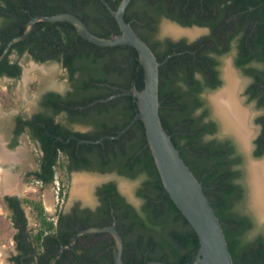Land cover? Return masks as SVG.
<instances>
[{"label": "trees", "instance_id": "16d2710c", "mask_svg": "<svg viewBox=\"0 0 264 264\" xmlns=\"http://www.w3.org/2000/svg\"><path fill=\"white\" fill-rule=\"evenodd\" d=\"M107 1L117 9L122 0ZM64 12L79 16L99 36L121 33L102 0H0V57L8 43L24 33L33 16ZM125 18L158 60L171 55L160 66L162 122L202 182L222 223L234 264H264V226L243 211L247 195L244 155L231 137L218 136L219 124L211 118L212 111L203 96L205 91L222 86V57L235 51V66L251 78L246 95L256 101L257 109H264V0H131ZM163 19L208 31L192 42H162L157 35ZM12 54L16 59L10 58ZM24 55L37 63H60L70 87L65 94L46 91L37 112L15 118L14 142L27 133L43 152L38 169L31 174L48 184L54 181L60 165L116 172L130 179L142 177V181L136 189L140 206L129 202L110 181L98 188L101 204L96 211H60L56 222L50 219L42 201L8 197L14 209L12 219L18 230L14 238L19 250L35 251L40 264H53L62 245L71 243L78 224L80 228L108 226L116 218L125 244V264L152 260L194 264L199 237L164 188L144 122L137 120L119 138L105 137L117 134L139 112L136 98L127 94L134 87H145V68L137 49L130 45L101 46L83 37L70 22L41 20L0 61V77L19 78L23 70L19 58ZM256 122L261 131L254 141V155L262 157L264 113ZM77 124L89 130H75ZM25 203L35 212L39 223L36 232L27 230ZM103 239L96 248L81 243V253L66 248L57 264H115V240L112 238L111 251L107 249L109 237ZM21 256L14 257L15 264H35L34 255L26 256L25 263Z\"/></svg>", "mask_w": 264, "mask_h": 264}, {"label": "water", "instance_id": "95a60500", "mask_svg": "<svg viewBox=\"0 0 264 264\" xmlns=\"http://www.w3.org/2000/svg\"><path fill=\"white\" fill-rule=\"evenodd\" d=\"M108 6L113 16L116 18L121 33L112 35L111 37H102L93 33L87 24L76 14L70 12H64L56 15H37L33 16L30 20L26 30L19 36L14 37L7 45L4 53L0 57V61L3 60L10 52L14 43L19 40L27 38L32 32L34 25L41 20L49 21H67L76 26L79 33L88 39L89 41L101 45V46H116V45H130L137 49L140 55V60L145 68V87L142 90L134 87L127 94H131L136 98L139 112L134 118L117 134L106 135L109 138H119L128 129H130L137 120H142L146 128V135L148 145L151 148L152 155L155 160V164L160 173L164 188L169 193L171 199L174 201L176 206L187 218L189 223L195 229L199 241L200 249L194 264H234V260L229 249L228 241L222 227V223L214 210L211 201L208 199L202 182L190 169L181 155L180 150L174 144L171 135L167 132L162 122L160 114V66L169 59L171 55H168L163 61L158 60L156 54L150 45L139 35L134 29L132 24L125 18V13L131 0H122L117 9H114L107 0H102ZM171 23L182 30H194L196 33H200L203 30L208 31L207 28L198 26L185 27L172 22L170 20L165 21ZM173 23V24H172ZM37 63V62H35ZM226 70L233 72L237 78L241 81L240 88L242 87V78L239 76L237 70L234 68L231 59L226 61L224 67H222V80L224 81L223 87L218 90L211 91L207 98L210 106L212 107L213 117L220 123L222 136H231L234 141L238 144V147L243 152L246 160L247 170V188L250 198V208L253 211L254 217L259 223H264V216L260 215L255 205V185H254V174L250 169L251 162H264L262 159L253 158L251 152L252 139L257 133L256 127L252 119L253 113L250 111V123L254 128L253 133L247 139V147L244 146L243 141L239 135L232 130L227 120L221 114L217 104L211 100V96L218 94L223 91L228 84ZM26 74V71H25ZM239 91H237V97H239ZM121 94H125L121 93ZM242 103V102H241ZM250 110V109H249ZM102 137L95 142L103 140ZM84 141V140H83ZM87 142H94L91 140H85ZM84 175V174H80ZM94 176L93 173L89 174ZM88 176V175H87ZM124 183L122 178H119V189L121 193L125 194L129 201L133 198L131 185L129 183L127 188L122 185ZM94 187V182L88 184L87 189ZM91 190H88V194ZM82 194L71 192V197L75 198ZM110 233L115 239V250H114V261L115 264H125L123 259L125 244L121 232L118 230L116 223L108 226H93L87 229L80 230L73 237V242L62 246L60 253L54 259L56 264L57 258L62 255L66 248H75L78 238L81 235H88L94 233ZM37 264H39L37 260ZM145 264H172L170 262L162 260H152Z\"/></svg>", "mask_w": 264, "mask_h": 264}, {"label": "rangeland", "instance_id": "374dc122", "mask_svg": "<svg viewBox=\"0 0 264 264\" xmlns=\"http://www.w3.org/2000/svg\"><path fill=\"white\" fill-rule=\"evenodd\" d=\"M205 33H207V31L203 30L198 34V36H196V38ZM234 54L235 51L222 57V67H224L228 59H231L234 68L242 78V87L239 92V97L243 106L249 108L251 113L254 114L252 115V119L255 124L254 127H256V131L258 132L259 128L256 125L257 122L255 120L259 113H264V109H257L256 101H250L246 95V89L251 82V78L244 76L242 70L235 66ZM10 58L13 60L16 59L15 54H12ZM19 62L23 69L19 78H9L7 76L0 77V143H2V147L0 148V171L2 170L0 174V187L4 185L5 188H0V264H11L10 257L15 247L14 236L17 233V229L12 221V211L3 201L5 195H16L19 192L18 194L20 198L24 200L29 199L42 201L50 219L55 222L58 219L57 214L60 211L67 212L69 206L79 199V196L72 198L71 192L73 190L74 178L80 174L76 173L75 177L71 180L64 171V168H61L59 165L57 167L54 181L48 184H42L33 175H31V171L37 169L38 167V160L40 156V149L38 145L31 140L27 133L20 136L16 142H14L16 116L21 114L32 115V113L38 108V102L40 101L42 95L48 90H56L65 94L67 88L69 87L66 70L60 63L57 62L35 63V61L28 55H24L19 58ZM223 84L221 87H223ZM210 92L211 91L206 92V100L208 104L209 101L207 96ZM75 128L80 131L87 130V128L83 125H75ZM256 135L257 133L254 137ZM251 149L253 158L264 160V156L255 157L253 147ZM7 156H9V158ZM6 158L9 160H6ZM62 159L63 157L61 160ZM243 168L245 169L243 182L245 186H247L246 162L244 163ZM2 174H6L5 176H12V182L5 185L3 183L4 181H2ZM81 174L88 175L90 178H93L94 181L92 182H94V185L101 180V176H99L101 174L98 173H93L94 176H90V173ZM121 178L123 179L124 184L129 183L131 185L133 191V198L131 201H134L135 204H140L141 200L136 196V188L140 185L142 177L133 180L125 176H121ZM11 186L12 188H9ZM86 186L88 187V185ZM94 188L95 186L93 189L89 188V190H91V195ZM14 190H17L18 192ZM93 200L95 201L94 196ZM249 200L250 198L247 188L243 211L254 217L253 211L250 208ZM23 207L30 226L29 229L36 232L39 223L36 219L34 210L28 203L23 204ZM257 223L260 227L264 226V223H259L258 221Z\"/></svg>", "mask_w": 264, "mask_h": 264}, {"label": "flooded vegetation", "instance_id": "af4514ba", "mask_svg": "<svg viewBox=\"0 0 264 264\" xmlns=\"http://www.w3.org/2000/svg\"><path fill=\"white\" fill-rule=\"evenodd\" d=\"M167 20H169V19H163L162 21H161V23H160V27H159V31H158V35H157V38H158V40L159 41H165L166 39H171V40H174V41H178V40H181V39H186L188 42H192V41H194L195 39H197L196 38V36H198V34L196 33V36H194V37H191V36H193V35H195V33L193 34V35H189V34H186V33H172V32H170V31H168V29H167V27H166V25H171V23H165V21H167ZM170 21H172V20H170ZM172 22H175V21H172ZM175 23H177V24H179L178 22H175ZM173 24V23H172ZM181 25V24H180ZM181 26H183V25H181ZM166 27V28H165ZM186 27V26H185ZM167 29V30H166ZM167 32H166V31ZM195 38V39H194ZM221 78H222V66H221ZM3 77V76H2ZM68 85H69V82H68ZM70 87H68L67 88V90L69 89ZM56 91V90H55ZM209 91H214V90H209ZM203 96H204V98H205V100H206V91L203 93ZM207 101V100H206ZM207 104H208V102H207ZM40 104H39V102H38V108L36 109V111H34L33 113H32V115L35 113V112H37L39 109H40V106H39ZM208 106L210 107V109H211V111H212V107L208 104ZM263 112H261V113H259V115L258 116H260L261 114H262ZM32 115H27L28 117H31ZM212 116H211V118H213V119H215L217 122H218V120L216 119V118H214L213 117V112H212V114H211ZM62 116H64V114L62 115ZM257 116V117H258ZM61 117V116H60ZM63 117H61V119H62ZM256 121V120H255ZM218 124H219V133H218V136L219 137H225V136H222V134H221V128H220V123L218 122ZM15 125H16V121H15ZM78 126H79V124H77ZM255 125V124H254ZM256 125L258 126V132H257V135L254 137V139L252 140V147H253V152H254V150H255V144H254V141H255V139L257 138V136L259 135V133H260V131H261V126H260V124H258V123H256ZM84 127H86L87 128V130H85V131H83V132H86V131H88L89 130V127L88 126H85V125H83ZM15 129V128H14ZM75 130H77L76 128H75ZM23 134H25V133H23ZM23 134H21V136L23 135ZM14 137H15V135H14ZM228 137H231V136H228ZM232 138V137H231ZM233 139V138H232ZM234 140V139H233ZM235 142V141H234ZM236 143V142H235ZM236 146H237V148H238V151L240 152V153H242L243 154V152L240 150V148L238 147V144L236 143ZM39 147V146H38ZM43 155V152H42V150H40V156H42ZM244 155V154H243ZM40 156H39V158H40ZM244 158H245V156H244ZM245 161V160H244ZM246 162V161H245ZM244 162V163H245ZM68 163V162H67ZM38 166H39V160H38ZM62 168V167H61ZM61 168H59V169H61ZM37 169H38V167H37ZM37 169H35V170H33V171H31V173L32 172H34V171H36ZM64 171L67 173V175H68V177L72 180L74 177H75V174L77 173V174H81V173H98V174H101V175H99V176H101V180H99L97 183H96V185H94L95 186V188H94V191L92 190V195H91V193H89V196H88V198L85 196V197H83L84 195H81V196H79V199L78 200H76L72 205H70L69 206V208H68V210H67V212H64V213H66V214H69V213H72V212H74L76 209H78V210H82V211H86V210H91V211H96L97 210V208H98V206L101 204V202H100V199H99V196H98V194H97V191H98V188L100 187V186H102L103 184H105V183H107V182H110V181H113L115 184H116V186H117V188H118V190H119V192L121 193V191H120V189H119V178H121V176L122 175H119L118 173H116V172H110V173H101V172H98V171H89V170H85V169H82V170H74V169H70L68 166H65L64 167ZM31 175H33V174H31ZM34 176V175H33ZM98 176V177H99ZM7 177V179H8V182H12V176H9L8 177V175L6 176ZM35 177V176H34ZM124 177V176H123ZM133 180V179H132ZM9 188H12V186L11 187H9ZM18 189V188H17ZM137 189V188H136ZM131 190H132V188H131ZM14 191H16V192H18L17 190H14ZM8 192H10V191H8ZM93 192H94V194H93ZM19 193V192H18ZM16 194V195H5V197L3 198V201L6 203V205H7V207L12 211V217H13V212H14V209L11 207V204H10V202H9V200H8V197H17V198H19L21 201H23V199L22 198H20V196H19V194ZM128 201H129V199L127 198V196L125 195V194H123V193H121ZM132 195H133V191H132ZM93 196H94V199H95V201L93 200ZM137 196V195H136ZM90 198V199H89ZM85 199V200H84ZM87 199V200H86ZM84 200V201H83ZM94 201V202H93ZM129 202H131L132 204H134L135 206H140V204H135L134 203V201L132 202V201H129ZM68 207V206H67ZM25 217H26V219H27V216H26V214H25ZM12 221H13V219H12ZM116 223L117 222V220H116V218H114V220H113V223ZM14 223V222H13ZM116 226H117V224H116ZM81 226L78 224L77 226H76V228L78 229L74 234H73V236H72V238H71V243L73 242V237L76 235V233H78L80 230H83V229H87V228H89V227H84V228H80ZM90 227H93V226H90ZM30 228V226H29V223H28V219H27V230H31V229H29ZM18 231V230H17ZM102 233H105V232H102ZM94 234H96V233H94ZM88 235H93V234H88ZM83 236L84 235H81L79 238H78V241H77V243H76V246H75V248H72L73 250H75V251H77L78 253H81L82 252V249L80 248V245H81V243H83L84 244V246L86 247V248H89V247H91V248H96V244H99L102 240H104L103 239V237H109V239H108V241H109V245L107 246V249L108 250H111V248H112V242L111 241H113V239H114V237L110 234V233H106L104 236H98V237H95V238H91V237H88V238H83ZM15 237V236H14ZM113 238V239H112ZM115 240V239H114ZM14 251H12V254H11V257H10V260H11V264H15V260H14V257H16V256H18V255H20V254H22V256H21V259H22V263H25V261H24V258L26 257V256H33L34 257V260H35V264H37V260H38V262H39V264H40V255L37 253V252H35V251H26L25 253H22L21 252V250H19V247H18V245H17V242H16V240H15V238H14ZM63 246V245H62ZM62 248V247H61ZM66 250V249H65ZM65 250H64V252H65ZM24 251V250H23ZM60 251L61 250H59V252L56 254V256L52 259V263L54 264V259L57 257V255L60 253ZM112 251V250H111ZM64 252L62 253V255L64 254ZM44 253H45V251H44ZM62 255H60L59 257H62ZM58 257V258H59ZM70 257L71 258H73L74 257V254L71 252L70 253ZM58 258H57V260H58ZM56 264H57V261H56Z\"/></svg>", "mask_w": 264, "mask_h": 264}, {"label": "bare ground", "instance_id": "6f19581e", "mask_svg": "<svg viewBox=\"0 0 264 264\" xmlns=\"http://www.w3.org/2000/svg\"><path fill=\"white\" fill-rule=\"evenodd\" d=\"M166 27L168 31L175 33V34L176 33L177 34L186 33L189 35H193L195 33L194 30L186 31V30L179 29L172 25H166ZM226 73H227L226 75L228 79L227 87L223 91L219 92L218 94L212 95L211 100L217 104L218 108L221 111V114L227 120L229 126L232 128V130H234L239 135L240 139L244 143V146L247 147L248 146L247 139L254 131V128L251 125L250 119H249L250 110L249 108L243 106V104L241 103V101H239L236 95L237 91L241 90L239 86L241 81L237 78L235 74H233V72L226 70ZM0 145H1L0 146L1 148L2 143H0ZM7 157L9 158V156ZM8 158H6V160H9ZM250 169L254 174V185H255L254 193H255L256 209L260 215L264 216V162H251ZM1 171H0V174H1ZM2 175H3L2 181H4L3 183L5 185H8L9 182H8L7 177L5 176L6 174H2ZM91 181H94V179L90 178L87 175L76 176L74 178L72 191L75 193L82 194L84 195L83 197L86 196L88 198L89 189H87L86 185H88ZM122 185L125 186V188H127L128 186V184H124V183H122ZM0 188L3 189L4 185Z\"/></svg>", "mask_w": 264, "mask_h": 264}]
</instances>
